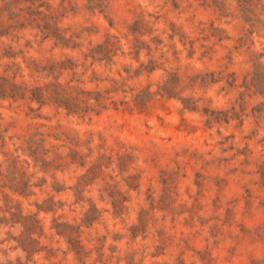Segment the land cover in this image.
<instances>
[{
	"label": "rangeland",
	"instance_id": "rangeland-1",
	"mask_svg": "<svg viewBox=\"0 0 264 264\" xmlns=\"http://www.w3.org/2000/svg\"><path fill=\"white\" fill-rule=\"evenodd\" d=\"M44 2L58 9L62 0ZM65 6L63 27L93 29V33L86 32L83 52L90 41L97 45L114 35L122 40L126 54L119 52L113 67H91L83 78L86 89L109 88V80L119 78V69H130L134 76L150 60L158 59L161 51L150 53L147 48L138 61L130 55L131 42L139 36L145 41L161 39L170 60L171 44L183 51L180 62L172 61L165 68L182 67V74L209 75L208 80L221 81L184 95L202 99L200 113L186 111L181 102L161 96L146 105L130 98L118 109L111 106L101 116L84 121L51 107L32 112L25 102H0V133L8 143L19 145L33 134L57 136L60 141H50L60 146L58 152L63 155L70 148L87 154L89 148L93 150L86 168L74 164L56 174L65 189L56 199L68 205L75 201V187L91 162L100 154L106 156L103 171L93 176L95 183L83 194L105 211L104 218L83 238L110 231L106 253L111 255L113 250L122 261L115 258L108 264H128V256L134 253L132 264H264V0H67ZM39 41L33 42L32 49L22 48L28 51L18 59L23 66V57L28 63L36 60L41 67L66 58L85 63L80 50H62L53 48V41L43 45ZM183 41L195 42L192 60ZM93 70L103 80L99 87L90 82ZM163 74L161 70L151 76L144 73L126 85L138 94ZM70 76L66 71L61 80ZM233 78L236 86L230 88L228 82ZM26 81L43 83V79L28 76ZM38 106L32 104L35 109ZM203 108L208 109L206 114ZM41 170L43 164L32 162L29 173H36L32 182L40 184L45 176L46 192L54 194L51 175ZM34 192L35 196L24 201L25 212H37L35 204L46 198L43 189ZM113 198L123 201L122 205L115 206ZM114 212L126 213L125 221L113 219ZM45 217L49 225L52 215L42 212L39 219L43 222ZM139 220V235L132 239L128 228ZM10 233L13 239L0 249L7 252V260L21 258L24 264L26 254L16 249L15 240L21 232L12 229ZM114 234L120 235L119 240L112 239ZM57 240L39 239V248L48 246L57 254L46 260L42 251L29 264H76L73 255H64L66 246Z\"/></svg>",
	"mask_w": 264,
	"mask_h": 264
},
{
	"label": "trees",
	"instance_id": "trees-1",
	"mask_svg": "<svg viewBox=\"0 0 264 264\" xmlns=\"http://www.w3.org/2000/svg\"><path fill=\"white\" fill-rule=\"evenodd\" d=\"M66 2L67 0H62L58 9H52L44 0H0V102H25L32 112L51 107L58 111H64L67 116L77 117L83 121L87 118L92 120L93 116H101L110 110L111 106L118 109L119 104L127 103L130 98L137 104L146 105L155 96H161L168 100L181 102L186 111L192 113L202 111L201 98L184 95L189 91L194 93L196 90H207L212 84L221 80H208L209 75L182 74V67L165 68V65H170L172 61L180 62V55L183 51H177V45L171 44L173 59L170 60L166 57L169 52L163 51L164 42L159 38L145 41L139 36L131 42L130 55L134 54V59L137 61L144 48H147L150 53L153 50L161 51L160 57L150 60L144 70H137L135 75L131 76L130 69H119L117 71L119 78L110 79L109 88L89 90L83 87L86 85V80L83 78L91 67L97 65L106 68L113 67L117 65L115 59L119 57L118 53L121 52L124 56L126 54L123 51L122 40L114 35H108L102 43L97 45L90 41L86 48L87 52H83L85 48L83 41L87 39L85 38L86 32L93 33V29L84 27L81 31H77L63 27V21L67 14ZM43 8L49 13H45ZM28 36L34 40L32 41ZM38 38H40V45L47 41H53V48L82 51L85 63L79 64L78 59L66 58L62 61H53L49 66L41 67L36 60H31L28 63V60L23 57L25 63L23 66V63L18 59L21 57L20 55H24L28 51H24L22 48L32 49L33 42ZM182 44L188 51V59L192 60L196 54L195 42L183 41ZM88 62L90 65L86 67ZM80 67L84 68V72H78ZM160 70L164 72L161 79L156 84L146 86L138 94H135V90L126 85V81L133 77L139 78L144 73L151 76ZM66 71H70L71 76L62 81L61 77ZM123 73H126L128 77ZM214 75L212 73V76ZM27 76L32 80L43 79V83L36 82L35 84L26 81ZM102 81L98 73L93 70L90 82L97 83L96 85L99 87V83ZM235 83L236 78H233L231 82H228V85L230 88H234ZM154 86H156V90L153 91ZM116 97L121 100H116ZM34 103L39 105L37 109L32 107ZM207 110V108H203L205 114ZM224 121L228 123L229 119ZM51 138L54 141H60L57 136H50L43 132V134H33L23 145H19L8 143L6 136L0 133V236H7L0 240V245L13 239L10 230L19 229L21 235L17 239L15 238L18 242L16 249L20 248L26 254V263L24 264H29L33 257L42 251L46 252V260H51L56 256L57 250L54 248H48V246L39 248V239L43 238L44 240L49 236L51 240L58 238L57 242L65 244L64 255H73L76 264H88L91 259H94L92 264L112 263L117 257L114 256L115 251L113 250H111V255L106 253V242L110 235L108 229L104 236H98V233L97 235L88 233L89 235L83 238L86 231L101 224L104 218L105 211L100 210L91 198H87L83 194L86 187L95 183L96 178L93 176L103 171L105 167L103 162L107 158L104 154H100L95 162H91L75 187L77 191L75 201L68 205L67 202L56 199L57 195L65 191L56 180V174L64 171V167L74 164L86 168L93 150L89 148L87 154L77 148H70L69 153L63 155L58 152L60 146L51 144ZM62 161L69 162L62 164ZM32 162L43 164V170H41L43 174L51 175L53 179L51 188L54 194L46 192L48 180L45 176L40 180V184L32 182L36 175L35 172L29 173ZM52 170L54 173L51 174ZM37 188L43 189V194L47 193L46 198L43 199L42 204H35L37 212H25L24 201H29L31 197L35 196L34 189ZM122 202L113 198L115 206L122 205ZM79 208L80 210H78ZM42 212L45 216L52 215L49 225L45 222L46 217L43 222L39 219ZM125 214L124 212H114L112 216L113 219H122ZM124 221L125 219H122V222ZM138 223L128 228L132 239H136L139 235L138 231L142 220H139ZM119 237V234H114L112 239L117 241ZM135 255L136 253L128 256V264L134 263ZM1 256H4L5 259L3 261L0 259V264H23L21 258H17L15 261L7 260V252L3 249H0V258ZM117 259L118 263L122 261L119 257Z\"/></svg>",
	"mask_w": 264,
	"mask_h": 264
}]
</instances>
